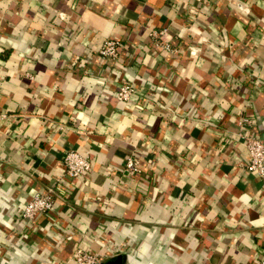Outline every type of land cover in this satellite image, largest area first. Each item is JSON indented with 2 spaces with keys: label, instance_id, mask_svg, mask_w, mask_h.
I'll list each match as a JSON object with an SVG mask.
<instances>
[{
  "label": "crops",
  "instance_id": "crops-1",
  "mask_svg": "<svg viewBox=\"0 0 264 264\" xmlns=\"http://www.w3.org/2000/svg\"><path fill=\"white\" fill-rule=\"evenodd\" d=\"M0 113V264H76L80 247L101 264H261L239 120L264 139V0H0ZM69 149L93 170L68 177ZM51 186L54 209L22 218Z\"/></svg>",
  "mask_w": 264,
  "mask_h": 264
},
{
  "label": "built area",
  "instance_id": "built-area-1",
  "mask_svg": "<svg viewBox=\"0 0 264 264\" xmlns=\"http://www.w3.org/2000/svg\"><path fill=\"white\" fill-rule=\"evenodd\" d=\"M205 5H209L212 0H197ZM241 9L248 11L245 5L238 4ZM153 36L156 37V43L164 49L172 51L173 47L169 41L164 40L166 30L157 32L153 31ZM164 40L161 43L159 40ZM125 47V43L120 38L106 39L99 49V53L103 59L117 60ZM191 52H195L194 47H190ZM26 75L34 78L29 71ZM137 88L128 82H124L116 91V97L120 101L131 102L136 94ZM141 107V106H140ZM6 115L0 113V120ZM239 124L246 129L245 134H242L243 144L248 152V160L245 161V168L254 172L262 180V196L264 197V139L257 133L249 132L255 125V120L249 117H241ZM65 174L70 178L85 176L93 170V161L88 153H83L76 149H69L63 157ZM143 171L142 163L139 158L134 155H129L125 163V173L130 177H136ZM56 187H48L45 191H39L26 203L20 211L22 218L29 221L35 220L39 215L46 214L52 211L56 203ZM73 261L76 264H101L103 259L100 255L85 248H78L73 254ZM261 264H264V257L261 259Z\"/></svg>",
  "mask_w": 264,
  "mask_h": 264
},
{
  "label": "water",
  "instance_id": "water-1",
  "mask_svg": "<svg viewBox=\"0 0 264 264\" xmlns=\"http://www.w3.org/2000/svg\"><path fill=\"white\" fill-rule=\"evenodd\" d=\"M107 264H119L118 261L109 262Z\"/></svg>",
  "mask_w": 264,
  "mask_h": 264
}]
</instances>
